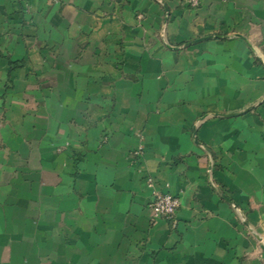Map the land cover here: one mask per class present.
Listing matches in <instances>:
<instances>
[{"label": "crops", "instance_id": "obj_1", "mask_svg": "<svg viewBox=\"0 0 264 264\" xmlns=\"http://www.w3.org/2000/svg\"><path fill=\"white\" fill-rule=\"evenodd\" d=\"M163 2L0 0V264H264V0Z\"/></svg>", "mask_w": 264, "mask_h": 264}, {"label": "built area", "instance_id": "obj_2", "mask_svg": "<svg viewBox=\"0 0 264 264\" xmlns=\"http://www.w3.org/2000/svg\"><path fill=\"white\" fill-rule=\"evenodd\" d=\"M189 4L193 7L199 5L200 0H188ZM135 155H140V152H135ZM153 208V219H163L171 225H174V216L177 209L180 206V198L176 195L155 192L153 194V200L151 203ZM234 209L238 212V215L241 216V213L238 211L236 207Z\"/></svg>", "mask_w": 264, "mask_h": 264}, {"label": "water", "instance_id": "obj_3", "mask_svg": "<svg viewBox=\"0 0 264 264\" xmlns=\"http://www.w3.org/2000/svg\"><path fill=\"white\" fill-rule=\"evenodd\" d=\"M154 1L157 2L158 4H160L162 7L165 8V4H164L163 0H154ZM168 16H169L168 15V12H167V10H165L164 22H163L162 29H161L162 37L164 36V33H165V28H166V25H167V22H168V18H169ZM193 139L194 140L196 139L195 134H193ZM256 238L264 245V240L261 237L256 236Z\"/></svg>", "mask_w": 264, "mask_h": 264}]
</instances>
